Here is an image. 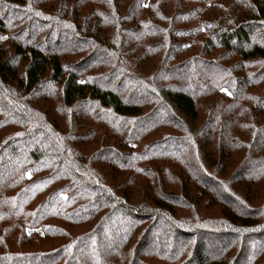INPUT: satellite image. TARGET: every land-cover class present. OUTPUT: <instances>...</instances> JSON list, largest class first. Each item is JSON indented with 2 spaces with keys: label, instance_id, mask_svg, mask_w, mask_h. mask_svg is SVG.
Segmentation results:
<instances>
[{
  "label": "trees",
  "instance_id": "obj_1",
  "mask_svg": "<svg viewBox=\"0 0 264 264\" xmlns=\"http://www.w3.org/2000/svg\"><path fill=\"white\" fill-rule=\"evenodd\" d=\"M0 264H264V0H0Z\"/></svg>",
  "mask_w": 264,
  "mask_h": 264
}]
</instances>
